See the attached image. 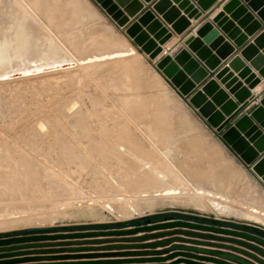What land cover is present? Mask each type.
I'll use <instances>...</instances> for the list:
<instances>
[{
    "label": "bare ground",
    "instance_id": "bare-ground-1",
    "mask_svg": "<svg viewBox=\"0 0 264 264\" xmlns=\"http://www.w3.org/2000/svg\"><path fill=\"white\" fill-rule=\"evenodd\" d=\"M43 1H46V3L42 4ZM36 3L39 7H42L43 10L47 12L46 16L47 18H49L52 24H58L57 27L59 28V31L61 33L69 32L70 26L73 25V23L78 25L77 28L81 29V27L84 25L83 23L90 22L93 25L94 34L91 36H84L82 34V31H80L78 33H74V34L72 33V35L66 36L67 41L69 42V45L72 48L76 49L78 53L77 56H75L71 52L67 44L64 41H61L56 36V34L46 24V22H44V20H42L39 17V15L33 10V8L28 3H26L24 0H0V84L9 85V84H12V82L15 83V82L22 81V80L29 81V79H33L36 82L37 78L38 80H42V81L46 80V82H48L47 81L48 79L50 80L52 77L55 78L56 75H60L62 77L60 78L58 77V78L61 80H64L63 82L64 85L65 84L67 85V83L68 84L71 83L72 85V86L70 85L67 88V91L69 93L71 92L70 94H68L66 90L63 91L62 88L61 89L59 88L62 85V83L61 84L59 83L61 82L59 80L57 83H55L56 81L53 80L51 81V84L49 85V87L47 86L51 90V92H52V88H55V90L53 91L54 93L52 92L53 94H51V92L49 93V95L51 94L50 100L52 99L51 102H49V106H50V103H51V106L50 108H48V110H41V105H39L40 107L37 108V110L40 109L41 110L40 113L44 112L45 114L41 113L43 115L41 114L39 115L37 112H35L34 114L31 113L33 116L30 115V117H28L30 118L29 128H31L33 132L32 133L29 132L30 134L28 135V132L26 131L28 135V136L26 135L24 138L26 145H27L26 148H21L17 145H12V144H7V143L0 144V209L6 207L8 205L6 203L8 202H13V206H14V203L21 204L24 201L29 200V198H31L34 195L33 192L36 186L41 185V187L45 189L46 187L49 186L48 187L49 189L47 190H48V193H51V196H48V197H55L59 199L62 197L64 198L66 196L65 195L66 192L71 194V196L69 195L70 198L67 195L66 200L62 199L55 204L50 203L48 206L43 205L42 203H40V201H39L40 204L38 202H35V203H38L36 205H39L38 206L39 208L36 209L37 213L43 214L48 211L49 212L52 211L53 214H50V215H53L52 218L54 220L57 219L59 216L60 217L64 216L69 211L85 212L89 216H94L99 219L100 218L107 219V218H114V217L118 219H123V218H129L135 215L138 216V215H141L147 212H153L159 206L161 207L180 206L184 208L197 209L202 212L209 213V214H216L217 216L219 215L236 216V217H239L245 220L264 224V191L259 186H257L256 183L254 182L252 183L251 181L252 179L250 180L249 177H246L243 179L244 186L246 187V189L244 190L247 191L246 193H248L250 197L249 200L246 199L245 196L243 197L245 200H242V199L237 200L235 199L237 195L234 194L235 195L234 198H233V195H231L233 193L228 194L226 191H224V189L221 188L223 190L222 191L220 187L218 186H217L218 188L216 186L211 187L210 184H209L210 186H207L201 183V181L206 179L205 177L207 176L208 177L210 176L211 179H212V176L214 177L213 179L218 178V175L215 174V171H213L214 169L212 170V168H214L215 166V168L218 169L220 165L225 164V162L228 161V159L224 155L217 154L219 158L218 157L216 158V156L214 158L213 157L214 155L213 156L210 155V157H207V158H202L200 155L197 156V159L194 161V164L196 166L192 168L193 169L192 176L195 179L199 180L198 185L195 186V185L190 184V186H187V185H184L183 183L176 184L172 182L171 176L167 172L157 168L156 166L157 159H155L156 158L155 152L156 153L159 152L162 154L163 158L170 160L172 157H174V154H173L174 148L172 149L170 146H166L163 148L158 147L157 144L152 139L153 136L155 135L153 133V129H150L149 134H147V139L150 140L151 143L150 145H146L144 149L142 146L136 143V140H137L136 135L135 137L132 134H130L129 136H122V133L120 132L118 133L115 131L116 128H119V126H121L120 124L121 121L115 120V122H112L113 124H111L110 120H108V117L111 114L110 110H106L107 112L101 111V109H99V111H94V110H90L89 107H87L88 113L86 115L83 112H81L83 109L84 103L82 102L80 97H78V94H77L78 92L76 93L74 91L75 88H78V85L76 84L74 85V83L82 81L86 77V75L89 73L91 68L97 69L96 67L100 66L99 64L104 63V61H108L111 59L120 60L123 58H131L130 60L136 61V60H139L140 57H143V54L140 53L133 45H131V43H129V41L123 34H121L117 30H114L110 24H108L109 27L103 24L104 23L103 16L88 0H37ZM57 10L60 12V15H61L60 20L53 16L54 12ZM108 28L114 32V37L116 38V42H117L115 45V48L111 50L110 49L108 50V47L101 48L102 50L99 49L100 53L86 54L85 52V49L87 48L86 45L92 40H95V38L97 37H98L97 40H99V43L101 44L102 43L101 40H104L107 38L106 31H108L107 30ZM142 28L145 29V27H142ZM18 71L22 73L18 75H12V76L10 75ZM156 72L159 75L161 82L163 80V82H165V84L168 85V83L160 75V73L157 70ZM7 75H10V76H7ZM161 82H160V86L162 84V87H163V82L162 83ZM44 87H45V84H44ZM65 93L68 95H66ZM159 97L160 98L158 97L156 98L155 97L127 98L126 99L127 101H125L126 103L124 105L128 107L130 110H133L138 113H144V114H149L148 112L151 109H153V111L157 113L154 115L156 116L155 118L157 119L158 118L160 119L162 114L166 115V118H170V119L174 118V120H172L174 121L173 123L174 127L175 125L178 126L179 124H182V125L185 124V122L182 120V117L184 113H188L187 109L183 107V105H175V106L171 105L170 99L168 95L165 93L164 94L160 93ZM7 111H10V110H7ZM81 114H82V117H79L78 119V116ZM123 114H124V111H123ZM122 116H120V118ZM58 117H61L63 120L65 119L69 120V118H71V120L75 119L74 120L75 124L78 123L77 121H81L82 127L78 125L77 126L79 127V129L81 128L80 131H82L85 134H88V133L90 134V133L96 132L97 130L100 132L99 134L100 137L98 136L96 138L89 137L87 141L83 140L86 142H81L82 139H80L81 145L79 143V145L82 146L81 149H82V152L84 153L83 155L89 156L90 164L95 165L98 168V172L97 173L95 172L96 173L95 178H100L101 180L100 182L98 181L99 183L97 185H95L96 189L94 190L92 188L93 190L92 189L88 190L89 192L87 191L86 195H85L86 190L84 194H80L81 189H79V185L75 181H73L74 179L72 177L75 176L73 175L74 172L73 174L71 173L73 176L70 177L69 172H68L69 173L68 175V173H66L67 171L66 172L64 171L65 169L63 170L61 169L62 167L61 168L58 167L57 165L54 164V162L52 163L48 161L49 158L47 157L48 158L47 159L45 155L43 154V152H41V147L44 146V145L41 146V144H43L44 140L45 141L47 139L51 140L52 138L56 137L54 134L59 133L60 131L59 129L60 127L58 125L60 124V121L62 119L57 120ZM125 117H126V114H125ZM127 117L132 118V116H129V115ZM65 123H68V122L65 121ZM69 123L72 124L73 122L71 123L69 121ZM66 125H67V128L69 129L70 127L69 124H65V126ZM190 125L193 126L192 123H190ZM19 127L21 128V126ZM25 127L27 128L28 126H25ZM112 128H115V129L109 130ZM163 128L165 127L163 126ZM193 128H195V126H193ZM3 129L5 128L3 127ZM63 129L64 128L62 126L61 132L63 131ZM70 129L72 128L70 127ZM20 130H22V128ZM76 130L77 129H75V131ZM177 130L180 132L179 129ZM189 130H193V129H189ZM11 131L13 130H10V132ZM108 131L112 132L113 135L111 137L106 138L107 136L106 134H108ZM166 131H164V133ZM171 133L173 134L174 132H171ZM181 133L183 134V131H181ZM19 134H23V133H19ZM166 135H168V133ZM172 136H174V134L171 135V137ZM72 139L74 140V138ZM91 139L95 143L96 142L102 143V141H106L108 142V145H107L108 149H111V147H114L116 149L114 153L115 155L112 157L115 158L114 160L115 163H119L123 165L124 169L126 168V170L128 171V177L130 178L131 183H127V185L122 184L121 183L122 180H120V177L118 178V174L122 173V171L120 170L121 172H118L117 175H114L113 174L114 171L112 173L109 170L110 169L108 167L109 163L105 164V166L107 165L106 167L109 168L108 170L105 167H104L105 168L104 170H102L103 168L100 169L99 163L103 162L104 159H102L103 161L99 162V161L93 160L94 157L92 156L93 158L92 159L91 155H89L90 153L89 149L94 148L91 145V141H90ZM24 140L22 143H25ZM60 142H61L60 143L61 146H66V145L69 146V145H72L73 143V142L71 143V140H69L68 138H65V135H64V141H60ZM200 144L201 142L195 139L192 146H194L195 149H199ZM50 147L55 148L53 144H50ZM141 149H144L147 152ZM141 151L142 152L144 151L145 153L144 152L142 153ZM46 153H49V152H46ZM59 158L63 159L62 156H59ZM175 158L176 157H174V159ZM114 161L112 160L111 162H114ZM61 164L63 165V163ZM212 165H214L212 168L210 167L209 169H207V167L212 166ZM80 166L82 168L83 164L81 163ZM81 168L79 167L80 170ZM75 170H77V168ZM89 170L91 169L89 168ZM70 171L72 172L71 169ZM127 171L125 174H127ZM89 172L91 171H88V173ZM79 173L81 174L82 171H80ZM151 176H154L158 180V182H163L165 185L162 188L153 190L151 192V191H146V189L148 188L147 186H140L141 182L139 183V185L137 184V181L139 179H142V178L148 179ZM234 176L238 181L241 180L240 177L236 175ZM81 178L84 179L83 176ZM78 179L81 180L80 177ZM92 179L91 181H93L94 183L95 179L94 180ZM207 180H208V183L211 181V180L209 181L208 178ZM83 181L87 182L86 179ZM216 181L218 180L216 179ZM216 181H215V184H216ZM123 183H126V182H123ZM220 183H221V180H220ZM89 184H88L89 187H91V183ZM136 184L138 185L140 189H143L142 193H140L139 195L132 193V192H135L136 189H138V188L135 189ZM84 186L82 185L81 188ZM77 187L80 191H78ZM83 190H82V193H83ZM141 197H142V200L139 201ZM38 200H41V199H38ZM159 202H162V204L160 203L159 205ZM25 203H23V206ZM9 206L13 208L12 204ZM23 213L25 214L22 216H25L27 212H23ZM30 213H32V211H30ZM5 214H8V215H4V216L1 215L3 218H1L2 220L0 221L5 222L7 218H12L13 213L12 215L11 214L9 215V213L7 212ZM19 214H22V213L18 212V215ZM14 216L16 215L14 214ZM22 219H24V217ZM48 219H50V222H51V218H48ZM24 220H26V218ZM26 221L27 223L29 222L28 220ZM2 222H0V225L2 224ZM4 224L7 225V223H4ZM4 224H2L3 227L6 226ZM1 226L0 228L2 229L3 227Z\"/></svg>",
    "mask_w": 264,
    "mask_h": 264
},
{
    "label": "water",
    "instance_id": "water-1",
    "mask_svg": "<svg viewBox=\"0 0 264 264\" xmlns=\"http://www.w3.org/2000/svg\"><path fill=\"white\" fill-rule=\"evenodd\" d=\"M94 1L117 26L124 29L126 35L131 38L140 51L149 56L161 75L169 81L181 96L186 98L187 104L196 109L207 124L221 135L224 143L238 155L248 167L249 172L264 186V95L262 93L253 95L251 92L261 83L262 79L246 67L239 57H235L230 61L229 67L239 72L238 77H234V74L230 73L227 67L220 69L216 74V78L226 84V88L229 89L228 93L220 88L216 80H207L220 64L212 56L208 46L215 45L219 47L222 45L218 53L227 55L232 51L233 46L228 42L225 43V38L221 36L220 30L232 40L239 35V29L235 28L234 23L229 21L225 14L233 13V18L240 19L239 26L249 25L247 31L259 30L264 22V0H230L224 6L223 12L219 13L212 21L206 22L196 32L197 36H191L185 41L188 49L201 62H204L207 69L185 47H180L172 55H166L156 60L163 51L162 45L173 36V33L164 26L160 19L156 18V15L150 9L144 11L136 21L128 24L129 18L134 17L143 8L137 0ZM144 1L149 3L152 0ZM193 1L174 0V3L179 4V7L176 8L172 7L170 0H158L153 5V10L162 15L164 21L172 25L174 32L182 35L191 25L189 19H199L203 12L210 10L217 2V0ZM249 8L252 12H249ZM182 9L187 17L182 16ZM125 13L128 15L125 16ZM142 27H145V29ZM211 33H216V36L215 39L209 42L208 36ZM144 37L147 38L144 39ZM244 42V38L240 37L235 41V44L242 46ZM223 43L225 44L223 45ZM256 45L263 49L262 54L257 51ZM242 55L251 61L252 66L259 71L260 76L264 79V32L254 40V44L245 46ZM21 73L18 71L10 75ZM239 78L242 80L240 81ZM231 95L233 98H231ZM218 107L219 110H217ZM241 113L243 115L239 116ZM245 221L248 222V224H245L248 228L242 230L223 227L218 220L198 216H194L191 220H175L171 216H164L161 222L155 224L152 223L151 218L142 217L138 221H127L125 223L126 227H130L127 229L87 233L58 234L53 233L52 227H29L25 230L0 233V264L51 260V258H42L43 256L14 258L30 254L150 248L153 244L126 243H140L147 238L164 237L168 235V232L129 238V236L139 232L165 229H176L175 233L194 238H175L178 241L226 250L177 245L173 249L182 251L178 253H181L180 255L185 258V260L180 261L184 264H264V224L249 220ZM87 238H96L93 242L97 246H85V239ZM73 240L76 242L73 247H70ZM43 241H49V243H42ZM115 242L118 244H115ZM38 248L43 250H37ZM158 254L160 253L142 251L131 255L154 257ZM163 260L165 259L154 257L79 263H158V261ZM40 264H76V262Z\"/></svg>",
    "mask_w": 264,
    "mask_h": 264
},
{
    "label": "rangeland",
    "instance_id": "rangeland-1",
    "mask_svg": "<svg viewBox=\"0 0 264 264\" xmlns=\"http://www.w3.org/2000/svg\"><path fill=\"white\" fill-rule=\"evenodd\" d=\"M24 1L26 3H28L33 8V10L39 15V17L42 20H44V22H46V24L52 29V31L56 34V36L61 41H64L67 44V46L70 48L71 52L75 56H77L78 53H77L76 49L72 48L69 45V42L67 41L66 36L72 35V33L73 34L78 33L80 31H82V34L84 36H91L94 34L93 25L90 22L83 23L84 25L81 27V29L77 28L78 25L73 23V25L70 26V30H69V32L71 31L70 33L69 32L61 33L59 31V28L57 27L58 24H52V22L46 16L47 12L45 10H43L42 7H39L37 5V3H36L37 0H24ZM88 1L99 12L102 10L95 3L94 0H88ZM45 3H46V1L42 2V4H45ZM101 15H102V13H101ZM53 16L59 20L61 18L60 12L58 10L54 12ZM103 18H104V16H103ZM103 24H105L109 27L108 24H110V23L108 21H106V19L104 18ZM111 27H113V26L111 25ZM75 28H77V29H75ZM113 29L116 30L114 27H113ZM107 30H108V31H106V37L107 38L104 40H101L102 45L99 43V40H97L98 37L95 38L96 41L92 40L91 42H89L86 45V47H87L85 49L86 54L100 53L99 51L102 50L101 48L108 47V50L115 48V45L117 42H116V38L114 37V32L111 31L109 28ZM130 59L131 58H123L120 60L119 59H111L108 61H104V63H100L99 64L100 66L96 67L97 69L91 68L89 73L86 75V77L82 81L74 83V85L75 84L78 85V88H75V89L73 88V89L76 93L78 92L77 93L78 97H80V99L84 103L83 109L81 112H83L86 115L88 113L87 107H89L90 110H94V111H99V109H101V111L107 112L106 110H110L111 114L108 117V120H110V123L113 124L112 122H115V120L121 121L120 122L121 126H119V128H116L115 131L118 133L119 132L122 133V136H129L130 134H132L135 137V135H136L137 136L136 137V139H137L136 143H138L144 149H145L146 145H150V143H151L150 140L147 139V134H149L150 129H153V133L155 135L153 136L152 139L154 140V142L157 144L158 147L163 148L166 146H170L172 149L174 148L173 154H174V157H176L175 159H174V157H172L170 160H167V159L163 158L162 154L159 152H157V153L155 152V154H156L155 159H157V163H156L157 168L167 172L171 176L172 182L176 183V184L183 183L184 185H187V186H190V184L195 185V186L198 185L199 180L195 179L192 176V171H193L192 168H194L196 166L194 164V161L197 159V156L200 155L202 158H207V157H210V155H212V156L214 155L213 156L214 158H215V156H216V158L217 157L219 158V156L217 154L224 155L228 159V161L225 162V164L220 165V167L218 169H216L214 165L207 167V169H209L210 167L212 168L214 166V168H212V170L214 169L213 171H215V174L218 175V178H216L218 181H216V179H213L214 178L213 176H212L213 181L210 178V176L209 177L207 176V177H205L206 179L201 181V183L203 185H207V186L211 185V187L212 186H216V187L218 186V187H220V189L221 188L224 189V191H226L228 194L233 193L231 195H233V198L235 195H237V197H235V199H237V200H239V199L245 200L243 198L244 196L246 199L250 198L248 193H246L247 191L244 190V189H246V187L244 186L243 179L247 177L245 174L246 172L244 170H242V168H240V163L234 159V157L232 156V153L224 145H222V142H224V141L222 140L221 135L220 134H217V135L212 134V132L206 127V125L204 123H202L194 113H192V111L187 107L186 103H184V101H182V99L172 89L173 86L170 83H169L170 85L169 84L166 85L165 82H163V80H162L163 87H162V84L160 86L161 79L156 72L155 66L152 63H150V61H148L147 59H144V57H140L139 60H136V61L130 60ZM58 77L60 78L62 76L56 75L55 78L57 79ZM55 78L52 77L51 78L52 80L48 79L47 81L48 82L50 81L49 83L46 82V80L42 81V80H38V78L36 80V78H35L36 82L33 79H29V81L31 83L28 80H26V81L22 80V81H18L19 83L18 82H15V83L12 82V84H9V85L0 84V112H1L0 113V144L1 143H7V144H12V145H17L21 148L27 147L26 142L24 140L25 136L27 135L26 131L28 132V135L33 132L31 130V128H29L30 118H28V117H30V115L33 116L31 113L34 114L35 112H37L40 115L41 113H44V112L40 113L41 110H48V108H50L51 103L49 106V102H51V100H52V99L50 100L51 94H53L54 93L53 91L55 90V88H52V92H53L52 93L51 90L48 88L49 85L51 84V81L54 80V81H56L55 83H57L58 80L61 81L59 83L60 84L62 83V85L59 88L60 89L62 88L63 91L64 90L67 91V88L71 85V83L70 84L67 83L68 86L66 84L64 85V83H63L64 80H61L59 78L56 80ZM28 83H30V84H28ZM44 84H45V87H44ZM38 85H40L42 88ZM50 92H51V94L49 95ZM42 93H43V95H42ZM67 93L70 94L71 92L69 93L67 91ZM76 93H74V94H76ZM160 93H163V94L165 93L168 95L170 102H171V105H173V106L183 105V107H185L187 109L189 114L184 113V115L182 117V120L185 122V124H183L185 127L182 124H179L180 126L175 125V127H174V124H173L174 121H172V120H174V118L173 119L172 118L171 119L166 118V115H164V114H162L160 119L155 118L156 116H154V115L157 113H155L153 111V109H151L148 112L149 114H144V113H138V112H135L133 110H130L128 107H126L124 105L126 103L125 101H127L126 100L127 98H133V97H140V98H142V97H144V98H147V97H149V98L155 97L156 98V97H158V98H160L159 97ZM68 94H66V95H68ZM74 94H72V95H74ZM183 99L186 101V98L183 97ZM34 103L36 106L34 105ZM39 105H41V110L40 109L37 110V108L40 107ZM10 107H12L13 109ZM22 107H23V109H22ZM51 109H52V107H51ZM7 110H10V111H7ZM29 111H31V112H29ZM123 111H124V114H123ZM11 112H13L14 114ZM125 112H127L129 114H127ZM152 113H154V114H152ZM102 114H104V113H102ZM125 114H126V117H125ZM41 115H43V114H41ZM122 115H124V116H122ZM128 115L132 116V118L127 117ZM10 116H11V118H10ZM15 116H17V117H15ZM120 116H122V117L120 118ZM5 117H6V119H5ZM79 117H82V114L78 116V119H79ZM58 119L60 120L62 118L58 117L57 120ZM62 120L60 121V124L58 125L60 127L59 133H55L54 135L56 137L52 138L51 140L50 139H47L46 141L44 140L43 144H41V146L44 145L43 146L44 148L41 147V152H43V154L45 155L46 158L47 157L49 158V159L47 158L48 161H50L52 163L54 162V164L60 168L62 167L61 169H63V170L65 169L64 171L65 172L67 171L66 173L69 172L70 177L75 175L72 178L74 179L73 181H75L79 185V189H81L80 194H84V192L86 190V192H85V195H86L88 190H90L92 188L95 190L96 189L95 185H97L101 180H100V178H95L96 173L98 172V168L95 165L90 164L89 156L83 155L84 153L82 152V149H81L82 146H80L81 145L80 139H82L81 142H86L89 139V137H92V138H96L97 136L100 137V135H99L100 132L97 130L96 132H98V133L93 132L90 134L89 133L85 134L82 131H80L81 128L79 129V127H78V126H81V124H82L81 121H77L78 123L75 124V122H74L75 119L71 120V118H69V120H66V119L63 121ZM65 121H67L68 123H65ZM69 121L71 123L72 122L73 123L70 124ZM161 121H163V122H161ZM170 123H172L173 125ZM190 123H192V125L195 126V128H193V126H191ZM65 124H69V126L73 129V131L75 133L72 131V129H70V127L68 129L67 125L65 126ZM19 126H21L22 130H20L21 128ZM25 126H28V127L26 128ZM62 126L65 129V131L63 129V131L61 132ZM163 126L165 128H163ZM3 127L5 129H3ZM75 129H77V130L75 131ZM113 129H115V128H112L109 130H113ZM164 129H166L167 131ZM177 129H179L180 132ZM189 129H193V130H189ZM10 130H13V131L10 132ZM164 131H166L165 133L166 134L168 133V135H166L164 133ZM181 131H183L184 135L181 133ZM171 132H174L173 133L174 136H172V137H171V135H173V134ZM19 133H23V134H19ZM63 133H65V134H63ZM64 135H65V138H68L69 140H71V143L73 142L72 145L61 146L60 141H64ZM106 135H107L106 138H108V137H111L113 134H112V132L108 131V134H106ZM8 138H10V139H8ZM72 138H74V140ZM195 139H197V140H199V142H201L199 149H195V147L192 146ZM1 140H2V142H1ZM8 140H10V141H8ZM23 140L25 143H22ZM83 140H86V141H83ZM90 141H91V145L94 147L93 149H89V151H90L89 155H91V158L93 156L94 159L93 158L92 159L99 161V162L103 161L102 159H104V161H103L104 163L98 162L100 165V169L103 168L102 170H104L105 168H107V170H108L110 168L109 169L110 172L113 173V171H114V173H113L114 175H117L118 172L122 171V173L118 174V178L120 177V180H122L121 183L126 184V185H127V183H131L130 178L128 177V171L126 170V168L124 169L123 165H121L119 163H115V161H114L115 158L112 157L115 155L114 153H115L116 149L114 147H111V149H108V147H107L108 142H106V141H102V143L101 142L95 143V142H93L92 139ZM49 142H50V144H53V146L55 148H51ZM171 142H172V144H171ZM47 143L49 144V146ZM79 143H80V145H79ZM144 149H141V150H144ZM144 151L147 152L146 150H144ZM46 152H49V153H46ZM59 156H62L63 159H60ZM50 157H51V159H50ZM52 157H53V159H52ZM229 159L234 161L235 169L233 167V163H232L233 161L230 162ZM112 160L114 162H111ZM61 163H63V165ZM81 163L83 164L82 168L80 166ZM102 163L104 166L102 165ZM107 163H109L108 164L109 168L106 167L107 165L105 166V164H107ZM78 166L81 168V170L79 169ZM67 167L68 168L70 167V168L68 169ZM91 167H93L94 170ZM111 167H112V169H111ZM76 168H77V170H75ZM84 168H86V169H84ZM89 168L91 170H89ZM113 168H115L117 170H115ZM70 169L72 170V172L70 171ZM125 170L127 171V174H125L126 173ZM78 171L79 172L82 171L83 174L81 173L82 174L81 175ZM85 171H87V172H85ZM88 171H91V172L88 173ZM73 172H74V174H73ZM69 173H68V175H69ZM92 175H93V177H92ZM231 175H233V176H231ZM234 175L240 177L241 180L238 181ZM82 176L84 179L81 178ZM79 177L81 180L78 179ZM92 178L95 179L94 183H93V181H91ZM207 178L209 179V181L211 180L209 183H208ZM85 179L87 180V182L85 181L87 184L83 181ZM94 179H92V180H94ZM220 180H221V183H220ZM79 181H81V182H79ZM215 181H216L217 185L215 184ZM88 182L91 183V187H89L90 184ZM123 182H126V183H123ZM226 182H227V184H226ZM139 183L141 184L140 186H147L148 188L146 189V191H151V192L153 190L162 188L165 185L163 182H158V180L154 176H151L148 179H145V178L139 179L137 181V184L139 185ZM212 183H213V185H212ZM85 184L87 185V187ZM137 184L135 186V189L136 188H138V189H136V191L132 192V193L139 195L140 193H142L143 189H140ZM80 185L81 186L85 185V186L81 188ZM221 186H223V187H221ZM48 187H46V189H45V188L41 187V185L40 186L37 185L36 188L34 189V192H33L34 195L31 198H29V200L23 202V203L26 202L25 203L26 205L24 204V206H23V203H21V204L20 203H14V206L16 205L15 207L13 206V202L6 203L8 205L6 207L0 209V213H1L0 214V220H2L1 219V218H3L2 216L8 215V214H5L6 212L9 213V215L10 214L12 215V213H13V215H12V218H7L8 221L7 220H5V222L0 221V222H2V224L7 223V225L4 224V225H6V226H4L5 228L3 227L2 224H1L2 226L0 225L1 227H3L2 229L0 228V233L11 232V231H15V230H25L26 228H29V227H40V226H47V227H53L54 228V227H59V226L65 225V224L86 223V222L118 221V220H133V219H134L133 221H137L138 218H142V217L146 216L147 214L154 213V212H168V214H170V215L171 214H180L179 212L192 213V214H194V216L207 217L210 219L212 218V219L218 220L219 222H221V224H224V225L225 224L228 225V224L235 222V223L240 224V226H238L240 228H243L242 226H244L245 224H248V222L245 221V219H242V218H239L236 216H226V215L217 216L216 214H209V213L197 210V209L184 208V207H180V206H174V207H171V206L161 207V206H159L153 212H147V213H144V214H141L138 216L135 215V216H132L129 218H123V219H118L115 217L114 218H107V219H102V218L99 219V218H96L94 216H89L85 212L69 211L64 216H61V217L59 216L57 219L54 220L52 218L53 215H50V214H53L52 211H50V212L48 211V212L43 213V214L37 213L36 209L39 208L38 207L39 205H36V204H38L40 201V203H42L43 205L48 206L50 203L55 204L62 199L66 200L67 195L69 197V195L71 196V194L66 192L65 193L66 196L64 198L62 197L59 199L55 198V197H48V196H51V193H48V190H47V189H49ZM132 188H134V187H132ZM77 189H78V187H77ZM79 189H78V191H80ZM82 190H83V193H82ZM36 193H37V195H36ZM49 198L50 199L52 198L51 201ZM30 199L33 201V203ZM38 199H41V200H38ZM53 200H55V201H53ZM140 200H142V197L139 199V201ZM158 201H160V200H158ZM35 202H38V203H35ZM27 203L28 204L30 203L29 205H31V206H29ZM160 203L162 204V202H159V205H160ZM11 204H12L13 208L9 206ZM32 204H34V205H32ZM30 211H32V213H30ZM18 212H21L22 214H19L20 215L19 216ZM23 212H27L25 216H22L25 214ZM14 214L16 216H14ZM194 216H191V217H194ZM23 217H24V219L26 218V220H28V221L31 219L29 221L30 223L29 222L27 223L26 220L22 219ZM48 218H51V222H50V219H48ZM21 220L22 221L24 220L23 223ZM31 221H33V222H31ZM19 222H21L22 224ZM37 224H38V226H37ZM8 226H10V227H8ZM11 226H13V227H11Z\"/></svg>",
    "mask_w": 264,
    "mask_h": 264
},
{
    "label": "crops",
    "instance_id": "crops-1",
    "mask_svg": "<svg viewBox=\"0 0 264 264\" xmlns=\"http://www.w3.org/2000/svg\"><path fill=\"white\" fill-rule=\"evenodd\" d=\"M137 1H138V4H140L143 8L138 13H136V15L134 17L129 18L128 24L136 21V19L140 15H142V13L144 11L150 9L156 15V18L160 19L163 22L164 26L167 27L170 30V32L173 33V36L165 44L162 45L163 51L160 53V55L157 57L156 60H159L166 55H172L180 47H185L201 63V65L206 68L204 62H201L196 57V55L190 49H188V47L185 45V41L191 36H197L196 32L206 22L212 21L219 13L223 12L224 6L230 0H217V2L211 7L210 10L203 12V15L199 19H197V20L195 18L189 19L191 25H190V27H188V29L182 35H179L176 32H174V30L172 29V25L168 24L166 21H164L162 18V15H159L156 11L153 10V5L158 0H152L149 3L145 2L144 0H137ZM173 1L174 0H170L172 7L178 8L179 4L174 3ZM191 1L194 2L193 0H191ZM100 12L102 13V15L104 16L106 21H108L116 30H118L121 34H123L127 38V40L129 41V43H131V45H133L140 53H142L140 51V49L132 42V40L125 35V31L123 28H120L119 26H117L116 23L106 13H104V11L101 10ZM249 12H252V10L250 8H249ZM181 14H182V16L187 17V15L184 14L183 9L181 10ZM253 14H256V13H253ZM127 15L128 14L125 13V16H127ZM232 15H233V13H226L225 14V16L229 18V21L234 23L235 28L239 29V35L234 40L229 39L228 36L223 31H221L219 28L221 36H223L225 38V43L228 42L231 46H233V49L229 54L223 55L221 53H218L219 49L221 48L222 45L219 47H217V46L213 47V45L208 46L211 50L212 56H214L220 64L217 67V69H215V71H213V73H211V75L209 76V78L207 80H209V79L216 80V82L219 84L220 88L225 90L228 93L229 89L226 88V84H223L221 80L217 79L216 74L220 69L227 67V68H229V72L234 74V77H238L239 72L236 71L234 68L229 67V63L233 58L239 57L240 60L244 63V65L246 67L250 68V70L252 72L256 73L257 76H259L262 79L261 83H259L254 89L251 90L252 94L256 95L258 93H262L264 95V79H263V77H261L259 74V71L256 70L254 66H252L251 61L248 60L244 55H242V51L245 48V46H247L248 44H254V40L256 38H258L262 32H264V22H263L261 29L256 30V31H247V28L249 27V25L248 26H239L238 24L240 22V19L233 18ZM257 19H259V18H257ZM214 26L216 27V24ZM240 37H243L245 42L242 46H237L235 44V41ZM225 43H223V45ZM255 48L257 49V51L260 54H262L263 49L259 45L258 46L256 45ZM142 54H143L144 59H147L148 61H150V63H152L154 65V62L149 59L147 54H145V53H142ZM160 75H161V73H160ZM239 80L241 81L242 79L239 78ZM166 82L169 84V82L167 80H166ZM244 86L247 87V85H245V84H244ZM172 89L177 93V95L182 99V101H184V103H186L187 107L192 111V113H194L198 117V119L206 125V127L212 132V134L217 135L218 133L216 132V130L207 124V122L201 117V115L197 112V110L194 109L189 104H187V102L183 99V97L177 92V90L175 88L172 87ZM231 98H233L232 95H231ZM254 104H256V103H254ZM217 110H219V107L217 108ZM246 110H248V109H246ZM242 115H243V113L239 114V116H242ZM222 145H224L232 153V156L234 157V159L240 163V168H242V170H244L246 172L245 174L247 177L250 178V180L252 179L251 180L252 183L253 182L256 183L257 186H259L264 191V186L258 181V179L255 176H253L249 172L248 167L243 163V161L238 157V155H236L229 148V146H227L224 142H222ZM231 161H233V160H230V162ZM232 163H233V167L235 169L234 161ZM248 199H250V198H248ZM179 213L181 214L180 217L174 218L175 220L176 219L191 220L193 218L191 216H194V214H192V213H185V212H179ZM169 215L170 214H168V212H154V213L147 214L144 217L151 218L152 223L155 224V223L161 222L162 218L164 216H169ZM138 220H140V218H138L137 221ZM127 221H129V220L75 223V224H65V225H62L59 227H54V228L52 227V228H53V233H58V234L59 233L60 234H68V233H78V232L87 233V232L112 231V230H121V229L130 228V227H126L125 223ZM222 226L227 227V228H231V229L237 228V229L242 230V228L238 227V226H240V224L235 223V222L228 224V225L223 224ZM175 230L176 229L145 231V232H139L137 234L129 236V238H134V237L147 236L150 234H156V233H160V232H168V235H166L164 237L147 238L140 243H135V242L126 243V244H153L152 247L145 248V249H123V250L111 249V250H96V251L91 250V251H78V252L64 251V252L47 253V254H39V255L30 254V255H25V256H21V257H14V258H27V257H36V256H43L42 258H51V260L25 261V263H20V264H40V263H55V262L56 263L57 262H61V263L62 262H76V264H81L79 262H93V261H102V260H130V259H135V258L158 257V258L165 259V260L158 261V263L154 262V263H113V264H184L183 262H180V261L185 260V258L182 257V255H180L181 253H178V252H182V251H179L177 249H173L177 245L195 246V247L206 248V249H211V250H222V249H217L215 247L203 246V245H193L191 243L178 241L175 238H187V239H194V238L191 236L177 234V233H175ZM97 238H100V237H97ZM94 240H96V238L85 239V241H86L85 246H97L94 244V242H93ZM71 242H72V244L70 245V247H73L74 243L76 241L73 240ZM204 242H216V241H204ZM42 243L46 244V243H49V241H43ZM115 244H118V243L115 242ZM48 248H50V247H48ZM52 248H62V247H52ZM29 250H33V249H29ZM37 250H43V249L38 248ZM45 250H47V249H45ZM142 251H151V252L160 253V254H158L157 256H154V257H150V256L139 257V256L131 255V254H136V252H142ZM222 251H226V250H222ZM227 252H231V251H227ZM208 264H212V263H208Z\"/></svg>",
    "mask_w": 264,
    "mask_h": 264
},
{
    "label": "snow or ice",
    "instance_id": "snow-or-ice-1",
    "mask_svg": "<svg viewBox=\"0 0 264 264\" xmlns=\"http://www.w3.org/2000/svg\"><path fill=\"white\" fill-rule=\"evenodd\" d=\"M215 36H216V33L209 34L208 41L211 42L213 39H215ZM146 38L147 37H144V39H146ZM217 43H219V41H217ZM213 47H215V45H213ZM173 70H175V69H173ZM189 70H191V69H189Z\"/></svg>",
    "mask_w": 264,
    "mask_h": 264
},
{
    "label": "trees",
    "instance_id": "trees-1",
    "mask_svg": "<svg viewBox=\"0 0 264 264\" xmlns=\"http://www.w3.org/2000/svg\"><path fill=\"white\" fill-rule=\"evenodd\" d=\"M180 215L181 214H171V215H169V216H171V217H173V218H179L180 217ZM220 224H221V222H219ZM221 225H223V224H221ZM243 228L242 229H247L248 227L247 226H242Z\"/></svg>",
    "mask_w": 264,
    "mask_h": 264
}]
</instances>
